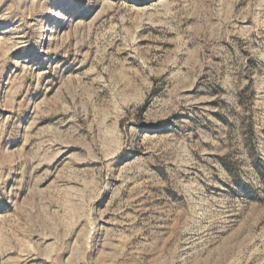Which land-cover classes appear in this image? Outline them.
I'll list each match as a JSON object with an SVG mask.
<instances>
[{"label": "rangeland", "instance_id": "obj_1", "mask_svg": "<svg viewBox=\"0 0 264 264\" xmlns=\"http://www.w3.org/2000/svg\"><path fill=\"white\" fill-rule=\"evenodd\" d=\"M0 264H264V0H0Z\"/></svg>", "mask_w": 264, "mask_h": 264}]
</instances>
